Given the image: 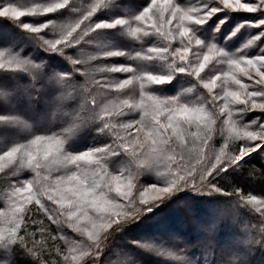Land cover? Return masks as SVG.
Masks as SVG:
<instances>
[{"label": "snow or ice", "instance_id": "obj_1", "mask_svg": "<svg viewBox=\"0 0 264 264\" xmlns=\"http://www.w3.org/2000/svg\"><path fill=\"white\" fill-rule=\"evenodd\" d=\"M105 3L82 0V6L72 7V0H40L25 12L9 0H0V17L16 22L64 8L75 14L58 23L18 25L36 36L46 52L63 55L70 71L44 70L11 51H0V70L33 74L35 95L41 94L39 89L56 88L58 109L69 101L79 102L66 113V126L39 135L33 132L23 143L0 152V172L5 171V161L15 169L7 178L8 191L0 196V261L21 264L16 257L22 255L30 264H46L42 260L46 234L55 232L51 239L61 243L56 255L63 264H138L116 236L182 191L236 197L258 216L255 235L243 239L241 246L248 255L264 251V200L254 195L246 198L235 187L225 192L219 182L230 169L241 170L253 153L264 160V115L244 122L246 113L264 114V54H229L202 41L193 29L221 11L264 14V0H215L217 6L204 10L182 8L176 0H150L130 19L94 20ZM118 26L133 39L158 37L161 46L136 56L165 60L170 71L136 74L128 65L102 62L125 55L118 50L82 46L68 54L82 41L88 44L91 33ZM253 27L261 32L245 48L264 37V15ZM116 73L128 75L120 79L114 77ZM177 74L192 86L176 96L147 91L152 85L167 84ZM0 122L29 128L18 116L0 115ZM89 127L103 140L86 150L68 151V139ZM220 139L223 144L217 149ZM146 172L158 179L141 183ZM33 204L35 212L29 207ZM174 211L195 214L191 201L179 199ZM128 243L169 264H196L189 246L179 240L149 238Z\"/></svg>", "mask_w": 264, "mask_h": 264}, {"label": "trees", "instance_id": "obj_2", "mask_svg": "<svg viewBox=\"0 0 264 264\" xmlns=\"http://www.w3.org/2000/svg\"><path fill=\"white\" fill-rule=\"evenodd\" d=\"M14 6L19 7L22 11H29L40 0H9ZM50 3L51 0H46ZM150 0H106L105 6L97 11L93 19L111 20L116 18L130 19L138 15ZM192 7H212L213 0H176V3L181 7L186 5ZM183 4V5H181ZM72 7L82 6V0H72ZM205 8H201L204 10ZM229 12L216 13L212 15L206 23L202 25H195L193 29L196 35L204 42H212L220 44L223 39V33L227 32L228 38L231 40V46L239 44L236 40L245 37L247 42L241 43L237 50L247 56H254L257 54H264L261 48H264V37L256 41L254 44L245 48L244 45L248 43L252 37L259 34L260 28L253 27L262 13L260 12ZM219 14H222L219 16ZM75 15L69 11V8L60 9L56 13H50L47 16H25L21 18L20 22L13 21L9 18L0 17V51H11L19 54L22 58L31 60L33 64L41 65L44 70H55V72H63L71 70V65L64 58L63 55L54 52H46L36 38L31 33L22 30L19 23H34L39 24L52 20L53 23ZM222 20L218 35H212L217 22ZM252 26H250V25ZM238 25L237 30L234 26ZM234 31V32H232ZM230 33V34H228ZM40 35H43L41 33ZM91 41L85 45H76L73 49L67 50L68 54H74L82 49V46L88 50L93 48H105L110 50L123 51L124 56L109 57L102 62L106 64H125L133 69L136 74L144 72H151L153 74L168 73V62L165 60H143L136 56V53H143L147 48L161 46L162 41L155 35L142 36L133 39L127 35L126 31L119 26L115 29L98 30L96 33H91ZM48 38V37H45ZM222 44V43H221ZM229 46V45H226ZM228 51V50H227ZM166 66V67H165ZM165 74V73H164ZM115 78H124L128 74L116 73L113 74ZM0 78L4 79L0 83V98H4L7 94H12L14 99L22 107H26L27 113L21 114L11 108L0 107V115L18 116L25 120L29 128L22 134L17 135L13 130L18 125L11 123L0 122V125H5V128H10L13 137L7 141L0 142V152L10 148L16 143H23L26 138H30L31 133L37 135L43 134L49 129L58 130L66 126L65 121L68 119L66 115L72 108L76 107L78 101H69L64 108L58 109L56 106L50 109L51 100L59 95L54 87L47 89H39L40 95L33 94L32 84L33 74L27 71L11 72L7 70H0ZM79 80L80 77H74ZM187 83V78L181 75H174L172 80L165 85H152L147 91L153 95L158 92H169L174 89L177 84ZM17 85L18 92H14L12 87ZM39 88V85H37ZM20 91V92H19ZM48 92L50 98L42 99V93ZM50 109L49 118L57 116L66 118L62 121L55 120L49 125L43 123L44 119L38 118V115L45 109ZM261 113H246L244 115V122L255 119L257 116H262ZM32 116L34 118H32ZM38 119V120H37ZM40 123V124H37ZM103 140L102 137L93 128H82L72 135L66 142V149L68 151H81L89 147L95 146ZM223 144V139L215 144L218 149ZM192 163H196L195 152L192 153ZM245 164L241 170H229L227 173L221 174L219 182L224 188L225 192L233 191V188H239L244 196H256L258 200H264V160H262L257 153H253L251 157L245 158ZM15 169H11L8 163L5 165V171L0 172V184L7 182V178L12 176ZM158 178L152 172L144 173L140 180L141 183L147 185L155 182ZM7 192L4 190V193ZM0 194V196H2ZM191 201L194 204L195 214L175 212V204L177 200ZM32 208V206H31ZM35 211L36 207L32 208ZM2 210V209H0ZM258 223V216L255 215L248 208L241 206L239 200L234 196L223 195L221 193L211 194H197L191 191L178 192L166 203L161 204L158 209H153L147 216L142 217L139 221L129 224L121 233L116 236V242L121 248L132 256L138 264H169L168 261L161 257L152 256L141 252L134 246L129 244L130 241L144 240V239H168L169 243H175L176 240L182 241L189 246L190 254L196 261V264H204L203 259H208L215 264H264V251L257 250L248 255L244 247L241 246V241L248 236L255 235L254 226ZM47 224V221H45ZM57 235L52 232L46 234V239L43 247L45 251L42 255V260L46 264H63L62 257L56 255V249L61 247L60 241H52L51 236ZM175 237L176 240L172 239ZM39 251V250H38ZM51 253V254H49ZM22 255H18L16 259L21 264H30V262ZM0 264H3L0 261Z\"/></svg>", "mask_w": 264, "mask_h": 264}, {"label": "rangeland", "instance_id": "obj_3", "mask_svg": "<svg viewBox=\"0 0 264 264\" xmlns=\"http://www.w3.org/2000/svg\"><path fill=\"white\" fill-rule=\"evenodd\" d=\"M208 1V3H209V0H207ZM214 2H213V4H212V7L213 6H217L216 4H215V0H213ZM247 2H250V3H254L255 2V0H247ZM184 4H186V5H183V4H181V5H183V6H181L182 8H196V9H201V8H205V7H192V6H190V5H187V2L186 3H184ZM225 11H221V12H218V13H224ZM229 12H243L244 13V15H248V13L247 12H245V11H229ZM217 13V14H218ZM222 14H219V16H221ZM221 21L222 20H220V21H218L217 22V25H216V27H215V29L212 31V35H218L220 32H221V29L219 30V28H220V25H221ZM250 25V24H249ZM252 26H253V24H251ZM250 25V26H251ZM251 26V27H252ZM234 30H237V28H238V25H235L234 27ZM232 32H234V31H232ZM261 32V31H260ZM259 32V33H260ZM224 35H223V38H227V39H223V41H221V43L220 44H216L218 47H220V48H223V50L225 51V52H227V53H229V54H233V53H238L239 51L237 50V47L241 44V43H243V42H247V39L245 38V37H242V38H240V39H238V40H236V43H237V41L239 42V44H235L234 46H231V40H230V38H228V36H227V32L226 33H223ZM228 34H230V33H228ZM205 43H207V42H205ZM209 43H212V42H209ZM215 44V43H214ZM226 45H229V46H226ZM228 50V51H227ZM166 67V66H165ZM167 69H168V71H170L169 70V68H168V66H167ZM164 73H166V72H164ZM163 73V74H164ZM177 75H180V74H177ZM181 77H183L182 75H181ZM183 78H185V77H183ZM4 81V79H2V78H0V83H2ZM190 84V83H189ZM189 87H191L190 85H188L187 83H181V84H177L175 87H174V89L173 90H171V91H169V92H165V93H163V92H158V94H156L157 96H160V97H167V96H176V95H178L180 92H182L183 90H185V89H187V88H189ZM12 90L16 93V92H18L17 90H19V87L17 86V85H14L13 87H12ZM20 92V91H19ZM188 95L189 96H191L192 94L191 93H188ZM47 98H50V94L48 93V92H44V93H42V99H47ZM55 99H52L51 100V104H50V109L51 108H53L54 106H55ZM0 107H5V108H11L12 110H15V111H17V112H19V113H21V114H29V113H27V110L28 109H26V107H22L20 104H18L17 102H16V100L14 99V97L12 96V94H10V92H9V94H7L4 98H0ZM50 109H45V110H43L42 112H41V114H39L38 115V118H42V119H44V121H43V123L44 124H46V125H49L51 122H54L55 120H57V121H62V120H64V119H66V118H64L63 119V117L61 118V120H60V118L59 117H57V116H53V118L51 117L50 118V120H47L48 118H49V113H50ZM32 118H34L33 116H32ZM38 120V119H37ZM37 124H40V123H37ZM5 125H3V124H1L0 125V142H3V141H7V140H9L10 138H12L14 135H13V133L12 132H10L9 130H10V128H5L4 127ZM13 130H17L16 132V134L17 135H20V134H22L26 129H23V128H21V127H15ZM219 149V148H218ZM7 164V162L5 161L4 162V165H6ZM4 190L5 191H8V186H7V182H3V180H2V184H0V194H2V193H4ZM32 206V208H34V207H36L35 206V204H33V205H30L29 207H31ZM35 212V211H34ZM37 218H39V217H37ZM31 230H35V227H33ZM37 239H41V237L38 235L37 236ZM39 250V249H38ZM26 258V257H25ZM27 259V258H26ZM26 259H24V257H23V260H26ZM203 262H204V264H215V263H213V262H211V261H209L208 259H203Z\"/></svg>", "mask_w": 264, "mask_h": 264}]
</instances>
